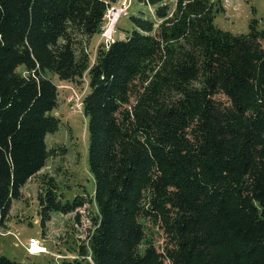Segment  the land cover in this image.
Returning a JSON list of instances; mask_svg holds the SVG:
<instances>
[{"label": "trees", "instance_id": "obj_1", "mask_svg": "<svg viewBox=\"0 0 264 264\" xmlns=\"http://www.w3.org/2000/svg\"><path fill=\"white\" fill-rule=\"evenodd\" d=\"M140 1L156 19L131 16L126 39L92 58L120 0H0V229L57 154L51 75L78 85L87 74L94 197L64 203L46 176L38 196L44 234L53 212L80 221L97 207L78 254L60 264H264V29L252 19L247 34L221 30V0L217 10L215 0ZM146 221L164 233L161 249Z\"/></svg>", "mask_w": 264, "mask_h": 264}, {"label": "rangeland", "instance_id": "obj_2", "mask_svg": "<svg viewBox=\"0 0 264 264\" xmlns=\"http://www.w3.org/2000/svg\"><path fill=\"white\" fill-rule=\"evenodd\" d=\"M215 1L218 2L216 10L220 4L224 8V11L215 15V24L221 30L234 35L247 34L252 19L258 21L259 29H264V0H221L220 4L219 0ZM125 3H129L126 15L120 17L114 28L112 41L126 39L128 31L133 29L131 16L142 15L150 20L156 19L154 7L140 0H120L116 7H123ZM111 24L109 14L104 33L91 39L89 51L92 52V58L96 48L102 42L107 43L106 31ZM17 73L27 74L24 67H20ZM51 78L61 88L59 105L55 110L61 125L56 133L47 136V148L49 151L56 150L57 154L50 156L45 168L22 188L21 199L13 201L10 216L0 229V256L18 263L60 264L64 259H74L79 245L87 239L93 226L92 217L97 212L94 202H89L78 211L80 221H77L76 213L65 215L53 212L45 234L43 232L38 200L41 188L44 187L43 176L56 179L57 192L64 203L76 197L93 198L95 194V182L88 163L87 120L78 101H83L89 92L88 76L86 74L84 83L78 85L61 81L56 75H51ZM145 224L147 234L154 240L156 247L161 249L166 239L164 233L151 221ZM31 239L39 242V247L46 253H29Z\"/></svg>", "mask_w": 264, "mask_h": 264}, {"label": "built area", "instance_id": "obj_3", "mask_svg": "<svg viewBox=\"0 0 264 264\" xmlns=\"http://www.w3.org/2000/svg\"><path fill=\"white\" fill-rule=\"evenodd\" d=\"M127 7H128V5L124 4L123 7H116V8H111V9H109L108 12H107V15H106V19H107V17H108L109 14H112V13H114L115 11L119 12L118 18H119L121 15H125V14H126V8H127ZM113 10H114V12H113ZM118 18H117V19H118ZM116 22H117V20H116V21L113 20V21H112V24L115 25ZM106 37H107L108 40L111 39V36H107V33H106ZM78 101H79V104H81L80 100H78ZM31 240H32V241H31V246H30V248H29V253H31V254L46 253V252H44L45 250H44L43 248L39 247V242H36V240L34 241L33 239H31ZM35 245L38 246L37 250H34V246H35Z\"/></svg>", "mask_w": 264, "mask_h": 264}, {"label": "bare ground", "instance_id": "obj_4", "mask_svg": "<svg viewBox=\"0 0 264 264\" xmlns=\"http://www.w3.org/2000/svg\"><path fill=\"white\" fill-rule=\"evenodd\" d=\"M118 15H119V12H114V13L110 14V17H111L112 21L113 20L116 21L117 18H118ZM113 29H114V24H111L109 30L106 31L107 36H111V34L113 32ZM37 248H38V246L35 245L34 246V250H37Z\"/></svg>", "mask_w": 264, "mask_h": 264}, {"label": "water", "instance_id": "obj_5", "mask_svg": "<svg viewBox=\"0 0 264 264\" xmlns=\"http://www.w3.org/2000/svg\"><path fill=\"white\" fill-rule=\"evenodd\" d=\"M110 43L108 42V45H109Z\"/></svg>", "mask_w": 264, "mask_h": 264}]
</instances>
